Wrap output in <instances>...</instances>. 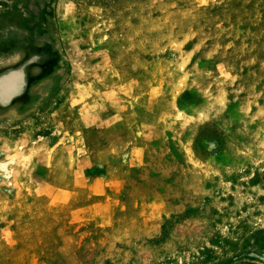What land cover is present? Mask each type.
I'll return each instance as SVG.
<instances>
[{
	"label": "rangeland",
	"instance_id": "rangeland-1",
	"mask_svg": "<svg viewBox=\"0 0 264 264\" xmlns=\"http://www.w3.org/2000/svg\"><path fill=\"white\" fill-rule=\"evenodd\" d=\"M42 19L0 264H264V0H0V58Z\"/></svg>",
	"mask_w": 264,
	"mask_h": 264
},
{
	"label": "water",
	"instance_id": "water-1",
	"mask_svg": "<svg viewBox=\"0 0 264 264\" xmlns=\"http://www.w3.org/2000/svg\"><path fill=\"white\" fill-rule=\"evenodd\" d=\"M43 19L27 28L16 51L0 58V116L23 115L38 98L37 87L60 65L59 51L51 41H42ZM40 39V40H39ZM14 45L15 40L9 43Z\"/></svg>",
	"mask_w": 264,
	"mask_h": 264
},
{
	"label": "bare ground",
	"instance_id": "bare-ground-1",
	"mask_svg": "<svg viewBox=\"0 0 264 264\" xmlns=\"http://www.w3.org/2000/svg\"><path fill=\"white\" fill-rule=\"evenodd\" d=\"M148 105V104H147Z\"/></svg>",
	"mask_w": 264,
	"mask_h": 264
}]
</instances>
